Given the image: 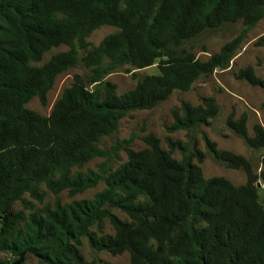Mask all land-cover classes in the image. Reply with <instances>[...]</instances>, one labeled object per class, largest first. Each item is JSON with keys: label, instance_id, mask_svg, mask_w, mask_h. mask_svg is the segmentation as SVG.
<instances>
[{"label": "trees", "instance_id": "trees-1", "mask_svg": "<svg viewBox=\"0 0 264 264\" xmlns=\"http://www.w3.org/2000/svg\"><path fill=\"white\" fill-rule=\"evenodd\" d=\"M262 18L264 0H0V252L30 251L39 264H95L79 250L85 236L97 251L127 252L129 264H264V201L257 192V183H264V127L255 123L250 136L245 114L226 118L227 129L248 149L263 150L257 168L243 155L218 149L204 134L205 152L199 150L193 134L219 114L212 96L198 105L182 101L172 110L170 129L190 133L191 144L168 138L165 150L148 134L142 138L145 148L124 147L127 160L93 199L61 204L56 198L40 213L31 204L27 214L14 208L26 202L25 194L41 202L42 184L54 195L68 190L70 197L93 186L99 175L72 168L101 156L100 138L115 132L129 112L153 109L173 92L227 68L238 39L205 61L183 45L206 30L237 22L250 29ZM101 26L117 31L81 58L95 90L75 75L49 116L26 108L33 97L46 104L55 78L77 64L78 48L86 49V39ZM60 45L69 50L31 65ZM255 46L264 49V34ZM154 64L158 74L141 77L120 95L103 80L125 65ZM237 78L264 87L251 67L239 70ZM175 151L180 160L172 156ZM207 156L241 170L245 184L205 178L199 165ZM111 207L129 220L119 219ZM105 218L113 234L103 233Z\"/></svg>", "mask_w": 264, "mask_h": 264}, {"label": "rangeland", "instance_id": "rangeland-1", "mask_svg": "<svg viewBox=\"0 0 264 264\" xmlns=\"http://www.w3.org/2000/svg\"><path fill=\"white\" fill-rule=\"evenodd\" d=\"M117 29L111 26H101L94 30L86 39L89 46L86 49L78 48L77 64L59 74L53 83L52 88L46 95V104L42 105L37 97H33L25 106L42 116H49L54 103L60 98L62 91L73 83L74 76L83 79L86 87L93 91L95 84H91L89 78L92 74L90 68L86 67L81 58L85 56L88 49L94 48L109 34L116 32ZM264 34V18L258 21L255 26L247 29L241 22L234 24H224L214 29L206 30L194 40L183 45V48L190 51L200 61L207 60L211 55L217 53L220 48L235 39H238V46L229 65L225 69H216L208 77H201L195 81L187 91H175L172 95L156 107L150 110H136L129 112L126 117L120 120L115 132L100 138L97 148L101 151V156L91 159L82 168H72V173L78 171L83 174L89 172L99 175L97 182L80 192L74 197H70L68 190L61 191L58 195L49 190L44 184L40 186L42 201L31 198L25 194L23 199L14 204L15 210H22L25 214L29 213V204L37 212H41L43 206H53L56 198L61 204L70 203L73 200H91L97 193L108 187L106 177L120 164L127 160L124 147L128 146L133 150H141L146 147L142 138L148 134H153L159 139L162 149L168 150L166 140L181 141L184 144L192 143L190 133L185 130H171L173 123L172 110H178L180 103L188 102L191 105L201 103L203 97L212 96L219 106V114L210 121L207 126H199L198 132L193 134L196 146L205 152L204 134L209 140L216 143L217 148L227 150L235 154L243 155L251 160L257 168L263 150L252 151L248 149L243 141L235 136L226 127V118L233 112L235 118L242 114L247 117L248 134L252 135V127L259 123L264 127V87L252 86L247 82L237 78L239 70L251 67L257 77L264 79V49L255 46L258 37ZM69 50L68 46L60 45L51 48L42 55L40 62L31 63L33 66H41L53 55ZM158 69L156 64L143 69H134L125 65L118 70H114L104 76V81L113 83L118 95L132 89L137 80L146 75H156ZM172 156L180 160L181 152L175 151ZM200 168L205 178L223 177L232 184L238 186L246 182L245 174L241 170L228 169L225 166L214 162L207 156L201 163ZM259 199L264 201V183L259 182L257 188ZM27 207V208H26ZM121 220H129V217L118 208H109ZM91 230H95L94 227ZM114 229L110 221L103 220V233L113 234ZM79 250L84 259L95 264H129V255L124 252L120 255H111L107 251H97L93 249L87 237H81ZM19 256H13L7 251L0 252V260L10 263L17 260ZM21 264H39V260L30 251L24 255Z\"/></svg>", "mask_w": 264, "mask_h": 264}, {"label": "water", "instance_id": "water-1", "mask_svg": "<svg viewBox=\"0 0 264 264\" xmlns=\"http://www.w3.org/2000/svg\"><path fill=\"white\" fill-rule=\"evenodd\" d=\"M257 186H259V183H257ZM25 253L26 251H23L22 253H20L19 258L13 261L11 264H21L23 262Z\"/></svg>", "mask_w": 264, "mask_h": 264}]
</instances>
